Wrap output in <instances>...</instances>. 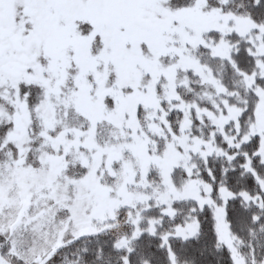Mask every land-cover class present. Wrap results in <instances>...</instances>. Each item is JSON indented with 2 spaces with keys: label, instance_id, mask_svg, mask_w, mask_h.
Masks as SVG:
<instances>
[{
  "label": "snow or ice",
  "instance_id": "snow-or-ice-1",
  "mask_svg": "<svg viewBox=\"0 0 264 264\" xmlns=\"http://www.w3.org/2000/svg\"><path fill=\"white\" fill-rule=\"evenodd\" d=\"M0 264H264V0H0Z\"/></svg>",
  "mask_w": 264,
  "mask_h": 264
}]
</instances>
